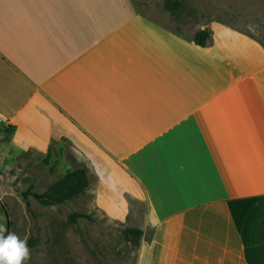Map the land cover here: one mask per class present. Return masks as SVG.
Returning <instances> with one entry per match:
<instances>
[{"label":"crops","instance_id":"0c3cea01","mask_svg":"<svg viewBox=\"0 0 264 264\" xmlns=\"http://www.w3.org/2000/svg\"><path fill=\"white\" fill-rule=\"evenodd\" d=\"M205 27L201 46L135 0H0V120L26 150L99 157L136 264H264V42Z\"/></svg>","mask_w":264,"mask_h":264},{"label":"rangeland","instance_id":"374dc122","mask_svg":"<svg viewBox=\"0 0 264 264\" xmlns=\"http://www.w3.org/2000/svg\"><path fill=\"white\" fill-rule=\"evenodd\" d=\"M135 1L141 6L165 9V0ZM180 1L178 12H169L175 27L187 31L189 37L202 25L220 21L264 42V0ZM15 132L13 125L0 120V199L9 210L12 231L28 242L39 238L34 247H29L24 264H136L139 245L126 240L122 232L129 226L122 217L129 211V204L132 207V198L126 188L100 180L103 173L97 172L99 157L82 144L79 146L85 155L77 157L71 155L65 143H48V152L42 154L35 147L22 149L19 142L13 141ZM82 166L90 176L86 192L57 205H43L30 194L27 206L24 191L32 187L43 192L67 171ZM103 183L109 187H101ZM73 211L91 218L81 217L69 224ZM0 214L7 225L8 217L1 205Z\"/></svg>","mask_w":264,"mask_h":264},{"label":"trees","instance_id":"16d2710c","mask_svg":"<svg viewBox=\"0 0 264 264\" xmlns=\"http://www.w3.org/2000/svg\"><path fill=\"white\" fill-rule=\"evenodd\" d=\"M180 6V0H165L164 2L165 9L172 12L173 14L178 12ZM211 37L212 33L208 28H200L195 34L194 41L198 45L205 46L208 44ZM89 183L90 180L88 176V170L86 167L82 166L67 171L60 179L54 181L45 191H34L33 188L30 187L28 190L23 192V196L28 207H30V202L28 201V196L30 194H32L43 205L63 204L84 193L88 189ZM257 200L258 197L244 199V215ZM0 202L8 217L7 228L9 231H12L13 224L9 217V210L7 206L1 201V199ZM81 217L91 218L90 215L73 211L69 215L68 223L74 224ZM242 220L243 216L242 219H239V224H241ZM122 232L125 239L134 244H139L144 237V230L139 227L128 226L123 228ZM38 240V237L31 238L28 242L29 247H34Z\"/></svg>","mask_w":264,"mask_h":264},{"label":"clouds","instance_id":"9594fccd","mask_svg":"<svg viewBox=\"0 0 264 264\" xmlns=\"http://www.w3.org/2000/svg\"><path fill=\"white\" fill-rule=\"evenodd\" d=\"M29 255L27 239L0 223V264H24Z\"/></svg>","mask_w":264,"mask_h":264},{"label":"water","instance_id":"95a60500","mask_svg":"<svg viewBox=\"0 0 264 264\" xmlns=\"http://www.w3.org/2000/svg\"><path fill=\"white\" fill-rule=\"evenodd\" d=\"M7 215V214H6Z\"/></svg>","mask_w":264,"mask_h":264}]
</instances>
